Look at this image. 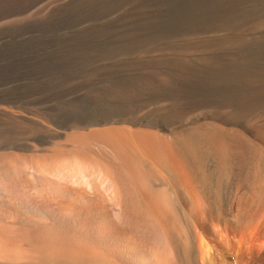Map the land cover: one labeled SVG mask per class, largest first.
Instances as JSON below:
<instances>
[{
  "label": "bare ground",
  "instance_id": "obj_1",
  "mask_svg": "<svg viewBox=\"0 0 264 264\" xmlns=\"http://www.w3.org/2000/svg\"><path fill=\"white\" fill-rule=\"evenodd\" d=\"M0 264H264V0H0Z\"/></svg>",
  "mask_w": 264,
  "mask_h": 264
}]
</instances>
